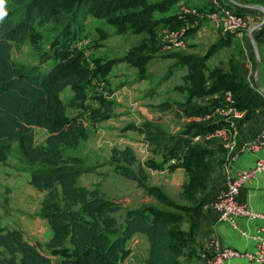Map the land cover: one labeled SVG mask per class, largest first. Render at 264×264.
<instances>
[{
	"label": "trees",
	"instance_id": "1",
	"mask_svg": "<svg viewBox=\"0 0 264 264\" xmlns=\"http://www.w3.org/2000/svg\"><path fill=\"white\" fill-rule=\"evenodd\" d=\"M179 1L8 0L9 14L0 23V162H7L17 144L31 168L30 184L45 191L39 215L48 220L52 235L45 246L33 243L22 229L2 225L0 216V264H53V257H59L60 264H120L130 255L129 241L136 233L146 235L150 243L144 264H182L181 257L194 250L205 203L199 194L208 189L220 162L214 157L213 148L196 137H206L228 124L212 115L216 108L227 105L223 96L226 91L232 93L231 106L238 110L264 107V93L240 77L233 59L228 68L208 65V59L223 47V38L203 56L181 51L159 55L174 58L173 66L188 67L184 84L178 87L188 96L176 104L183 114L198 120L192 119L176 133L152 123L129 125L146 134L154 153L162 150V161L151 160L146 166L158 169L167 165L170 171L185 170L188 179L183 184V197L187 203L175 200L162 187L147 183L149 174L144 167L134 168L139 160L131 146L114 147L111 160L115 171L136 181L165 206L130 208L120 223L116 214L122 206L116 200L97 188L78 184L84 173L92 171L84 158L63 152L64 148H77L88 138L84 121L78 115H68L69 106L86 104L87 86L96 77L95 69L84 63L82 52L70 45V37L78 34L86 16L91 13L106 19L116 25L118 33L129 29L147 33L148 37L123 56L101 64V69L106 70L117 62H127L138 69L140 77H145L148 63L161 50L157 27L174 30L193 19L169 11ZM157 13L162 15L158 17ZM41 28H48L50 34L48 49L43 41L35 43L39 63L15 61L14 49L43 38L38 31ZM196 29L192 27L188 34ZM261 31L264 32V24ZM67 87L74 91L68 104L61 98ZM204 95L216 96L208 104L199 105L195 98ZM101 106L105 112L94 110L96 116L110 118L114 103L102 100ZM35 126L48 133L43 144L36 143Z\"/></svg>",
	"mask_w": 264,
	"mask_h": 264
},
{
	"label": "rangeland",
	"instance_id": "2",
	"mask_svg": "<svg viewBox=\"0 0 264 264\" xmlns=\"http://www.w3.org/2000/svg\"><path fill=\"white\" fill-rule=\"evenodd\" d=\"M178 3L173 5L169 11H175L180 15L182 4ZM185 5L187 6V4ZM156 15L160 17L162 14L157 13ZM47 29L41 28L38 30L40 37L43 38H39L37 41L30 40L26 44L15 48L13 51L14 60L38 64L40 56L35 48V43L43 41V46L48 49V35L50 32ZM167 31H171L168 26L159 25L157 27L156 34L159 42L162 40V35ZM222 32L221 34L217 33L215 38L205 39L207 41L201 40L204 44L199 49L195 48L196 54L202 55L220 38L225 41L223 47L220 48V50H223L222 54H228L231 50L237 53L239 45L232 44L233 42L225 38V36H232V33L235 32ZM191 33L189 32L188 35ZM145 37H148L145 31L129 29L125 33H118L116 25L108 23L106 19L91 13L86 16L85 21L81 24L78 34H73L70 37L71 47L82 52L84 63L95 69L96 77L87 86L88 100L86 104L82 107H68L69 116L78 115L84 121L88 138L81 141L77 148H64L63 152L66 155H78L84 158L85 164L90 166L92 171L84 173L78 179V184L91 189L97 188L104 195L116 200L122 206V209L116 214L120 223H122L126 211L130 208L149 205L165 206L160 204L155 197L149 195L136 181L128 179L115 171L111 160L112 148L114 147L131 146L139 160L134 168L139 170L144 167L149 174L148 184L162 187L179 202H188L183 197V182L187 177L185 170L170 171L167 165L158 169L146 166L151 160L161 162L160 154L162 150L159 149V154L154 153L152 150L154 146L149 143L146 134L129 127L131 124L152 123L168 133H176L183 130L192 121L190 117L178 109L179 106L176 104L178 103L177 100L179 102L186 100L188 95L187 91L178 88L183 85L182 74L185 73V69L182 70L179 66H174V69L170 70L176 60L161 56L150 62L145 77H140L138 69L127 62H117L111 68L101 69L102 63L111 58L123 56L131 47L141 43ZM189 43L188 40L187 47L180 51L195 53L194 45ZM260 47L264 50V40L260 43ZM163 54L166 53L162 51L160 55ZM51 63L52 60L47 65L50 66ZM166 75H168V79H166ZM73 96L74 91L71 87H67L61 94L62 100L67 104ZM102 100H110L114 103L110 118L101 119L94 113V110L98 109L101 113L105 112L101 106ZM33 130L36 143L43 144L48 134L47 131L39 127H34ZM209 143H212V139ZM6 174L9 175V180L17 177L20 180V187L33 191L31 197H39V199H32L35 203L31 204L29 208H37L40 211L41 205L38 203L43 193L45 196V191L35 190L30 186L28 181L31 177V168L19 153L17 144L12 147L7 162H0V212L2 211L4 214L1 219L2 225L10 228L17 226L22 228L35 227L37 225L36 219L30 218L34 214L29 211L22 212L24 216L28 217L24 219L21 211L10 202L13 201V198H7V195L11 194L13 189L12 186H8L9 184H4L8 180ZM24 176L27 180L23 179ZM15 201L17 200L15 199ZM4 202H6L5 205ZM6 209L12 211L10 218L5 217L6 212H9ZM144 236L147 238L146 235ZM144 236L129 241L131 253L120 264H143L145 262L149 246ZM57 259L53 258V264H60V260Z\"/></svg>",
	"mask_w": 264,
	"mask_h": 264
},
{
	"label": "crops",
	"instance_id": "3",
	"mask_svg": "<svg viewBox=\"0 0 264 264\" xmlns=\"http://www.w3.org/2000/svg\"><path fill=\"white\" fill-rule=\"evenodd\" d=\"M259 1L260 2L256 4V3L248 2L247 0H218V3L222 6L231 7L235 10L248 11L253 13L256 22L248 30L235 31V33H232V36H225L226 40L233 42L232 44L239 45L237 53L234 50H231L230 53L228 54H224V53L222 54L223 50H220L212 57H210L207 63L212 68L216 65H222L225 68H228L229 60L233 59L235 65L238 68L240 77L243 78L247 83L251 84L252 86L257 87L256 78H255L257 55L254 49V45L252 43V37H254L256 39V43L258 45L262 57L261 68L258 73V80L260 86L264 89V50H262V48L260 47V43H262V41L264 40V32L261 31L262 25L264 24V11L261 9L262 7H264V0H259ZM179 2L180 3L178 4H182L180 7L181 8L180 16H183L184 18L186 17L193 18L192 20L189 21L187 20L186 24H184V26L187 27L188 29L184 34L185 47L180 48V47L170 46L171 43L165 40V35L170 32L167 31L162 35L161 50L158 52L157 54L158 56L162 51L168 54L186 48L188 40L190 42L189 44L194 45L193 49L195 52L188 54H196L197 52L195 48L199 49L204 44V43L202 44L201 40H205V39L209 40L211 38H215L217 33L218 34L223 33L222 31L216 30L214 28H210L208 22H206L204 18L198 16V14L185 12V8H186L185 4H187V7L195 8L199 10V12L201 13L208 11L210 9L211 0H181ZM182 27H180L179 29H181ZM192 27H196L197 29L194 32H192L190 35H188V31ZM174 30H178V28ZM174 30L171 29V31ZM206 52L207 51H205L202 55L199 54L196 55L203 56ZM158 56L153 58L150 62H152ZM150 62L148 63L147 67L149 66ZM177 66H179V68H181L182 70L185 69V73L182 74V82L184 84L183 77L188 72V67L183 65H177ZM172 67L174 69L173 65ZM166 76H165L166 79H168V75ZM162 87H157V88L161 89ZM215 96L216 95H204L195 98V100H197L199 105H206ZM177 102L179 101L177 100ZM226 107L227 105L216 108L213 111L212 115L216 119L224 120L228 122L227 125L230 128V134L224 137L222 136L214 137L212 138V143L201 141L203 144H207L208 146L213 148L214 157L218 159L220 162L216 170L212 173L208 189L204 193L199 194L201 198L205 199V203L202 207V216L199 224V230L195 239L194 250L191 253L183 255L181 257L182 264H210L204 257V253L208 254L209 252L212 251L211 250L212 241L214 239H218L221 246H228L243 251L253 250L255 247V243L251 238L242 235L238 229L231 227L226 221L220 220L217 212H215L212 209L206 208V203H208V200L216 193H218L220 190H222L226 186L228 180L234 177L238 170L243 168L249 169L250 167L253 166L254 162L258 158L260 157L264 158V107H255L250 110H238L235 107L233 108H228V107L226 108ZM237 111L240 113V116H237ZM190 119L198 120L199 118L190 117ZM261 136H263V142L260 149L254 151L247 147V145H250L258 141L259 137ZM227 137L232 138L235 141V146L232 150H229L228 148L225 147ZM176 169H183V168H176ZM6 176H8V178H6L8 180L5 181L4 184H9L8 186H12L13 189L11 194L7 195V198H13V201L10 202L15 208H18L21 211V214L22 212L29 211L32 214H34V216H31L30 218H35L37 221V225L35 227L28 226L27 228L24 227L22 228L20 226H17L14 228L22 229L24 231L26 238L31 242L33 243L39 242L45 245L52 235V231H50L51 229L50 224L47 219L42 218L39 215L40 211L37 208L36 209L29 208L31 204L35 203L32 201V199L34 198L39 199V197H35V196L31 197L33 191H28L26 188L20 187L19 185L20 180L17 177L9 180V175L6 174ZM23 179H26V177L24 176ZM187 179L188 177H186L185 181H187ZM185 181L183 182V184L185 183ZM28 182L30 183V180ZM30 186L32 185L30 184ZM32 188L38 190L34 186H32ZM44 197L45 196L43 193L42 198H40V202L39 203L36 202V203L42 205V201ZM15 199L17 201H15ZM238 199L240 202L245 203L254 209L264 211V172L258 175L256 178H253L252 180L248 181L242 186L240 193L238 195ZM5 204L6 202H4V205ZM31 209L32 211H30ZM9 212H6L5 217L10 218L12 211L10 210ZM3 215L4 214L1 211L0 212L1 219L2 217H4ZM22 217L24 219L28 218L23 214ZM257 225H258V221L249 220L244 217L238 219L239 229H244L250 233L255 230V227ZM185 226L187 227V225H184V227ZM6 227L10 228L9 226ZM139 236H144V235H142V233H136L133 236L132 240ZM144 238L146 239L147 244L150 248V243L148 239L145 236ZM148 254L149 251L147 253V256ZM53 258H58L57 260H60L59 257H53ZM224 264H252V263L247 259L239 258V259L228 260Z\"/></svg>",
	"mask_w": 264,
	"mask_h": 264
},
{
	"label": "built area",
	"instance_id": "4",
	"mask_svg": "<svg viewBox=\"0 0 264 264\" xmlns=\"http://www.w3.org/2000/svg\"><path fill=\"white\" fill-rule=\"evenodd\" d=\"M185 12L198 14L208 22L211 28L225 32H235L248 30L255 22V16L248 11H238L231 7L222 6L218 0H211L210 9L205 12H199L195 8L187 7ZM187 27L170 31L165 35V40L170 42V46L185 47L184 34ZM224 98L228 108L234 103L233 95L230 91L224 93ZM226 107V108H227ZM235 109V108H234ZM237 116L240 113L237 111ZM230 134L228 125L219 127L214 132L208 134L206 137H196L198 141L211 140L214 137H224ZM230 137V136H229ZM227 137L225 147L232 150L235 146V141ZM263 136L259 137L258 141L247 145L251 150L257 151L262 146ZM264 172V158H258L252 167L249 169H240L234 177L230 178L226 186L212 196L206 208L212 209L217 212L218 217L222 221H226L231 227L238 229L240 233L248 238H251L255 247L253 250L243 251L228 246H221L218 239L212 241V251L204 253V257L210 264H224L231 259L244 258L249 260L252 264H264V211H260L242 203L238 199V195L242 186L248 181L256 178ZM247 218L249 220L258 221V225L253 232H248L244 229H239L238 219Z\"/></svg>",
	"mask_w": 264,
	"mask_h": 264
},
{
	"label": "water",
	"instance_id": "5",
	"mask_svg": "<svg viewBox=\"0 0 264 264\" xmlns=\"http://www.w3.org/2000/svg\"><path fill=\"white\" fill-rule=\"evenodd\" d=\"M261 9L264 11V7H262ZM252 43L254 45V49H255V52H256V55H257V66H256V75H255L256 85L259 88V90L262 91V93H264V89L260 86V83H259V80H258V73H259V70L261 68L262 59H261V54H260L258 45L256 43V39L254 37H252Z\"/></svg>",
	"mask_w": 264,
	"mask_h": 264
},
{
	"label": "clouds",
	"instance_id": "6",
	"mask_svg": "<svg viewBox=\"0 0 264 264\" xmlns=\"http://www.w3.org/2000/svg\"><path fill=\"white\" fill-rule=\"evenodd\" d=\"M8 0H0V23H3L8 16Z\"/></svg>",
	"mask_w": 264,
	"mask_h": 264
}]
</instances>
